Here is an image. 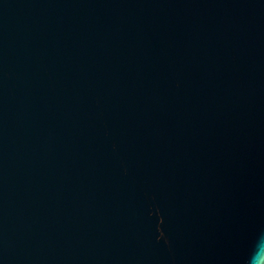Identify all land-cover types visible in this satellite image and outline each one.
<instances>
[{"label":"water","instance_id":"water-1","mask_svg":"<svg viewBox=\"0 0 264 264\" xmlns=\"http://www.w3.org/2000/svg\"><path fill=\"white\" fill-rule=\"evenodd\" d=\"M0 264H264V0H0Z\"/></svg>","mask_w":264,"mask_h":264}]
</instances>
